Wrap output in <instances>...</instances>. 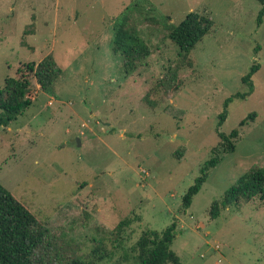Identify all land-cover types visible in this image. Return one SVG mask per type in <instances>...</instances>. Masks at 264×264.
<instances>
[{"label":"rangeland","instance_id":"1","mask_svg":"<svg viewBox=\"0 0 264 264\" xmlns=\"http://www.w3.org/2000/svg\"><path fill=\"white\" fill-rule=\"evenodd\" d=\"M134 0H0V87L25 63L51 54L62 72L51 95L32 78L31 104L0 126V182L46 228L40 264H112L147 229L174 220L182 264H264V204L233 201L210 219L214 199L252 165L264 166V15L256 0H138L147 16L177 24L193 9L213 26L173 70L178 47L165 28L131 15L149 54L126 73L111 51L114 18ZM165 16L167 18H165ZM253 89L241 77L252 63ZM252 117H247L248 114ZM245 121L239 123L245 118ZM237 128L187 208L182 197L215 152L218 132ZM79 140V143H78ZM216 150V149H215ZM217 151H219L217 149ZM132 222L119 232V221ZM130 261L127 264H131ZM39 264V263H38Z\"/></svg>","mask_w":264,"mask_h":264},{"label":"trees","instance_id":"2","mask_svg":"<svg viewBox=\"0 0 264 264\" xmlns=\"http://www.w3.org/2000/svg\"><path fill=\"white\" fill-rule=\"evenodd\" d=\"M256 1L261 6L256 18L257 22L260 23L261 17L264 15V0ZM133 13L162 25L165 28L164 36L178 47L180 58L173 70V76L179 69L189 64L191 50L213 26L209 12L204 9L190 10L179 23L172 24L164 22L163 17L147 16L148 13L138 0L129 2L122 12L114 18V34L111 46L113 54L123 57L122 68L126 73L132 72L136 62L149 54V46L138 35L136 27L129 25ZM165 18L167 17L165 16ZM258 67L259 64L253 62L249 72L241 77V81L247 89L236 92L226 99L224 109L219 116L218 125H221L226 118L228 101L233 98L243 99L251 93L253 89L251 76ZM61 72L62 70L53 56L48 54L37 63L30 62L20 65L16 70V75L6 77L3 86L0 87V126L8 125L31 104L32 78L36 80L41 91L53 95V84ZM252 116L251 113L247 117ZM237 135V128L227 134L218 132V147L212 148V151H216V153L201 165L200 174L183 194V208H187L191 204L193 196L205 182L208 170L218 163V153L220 151H234L233 139ZM255 197L264 204V166L252 165L224 191L220 198L214 199L208 209L209 218L215 219L222 209L235 200L248 203ZM131 222L132 220L128 217L121 219L117 225V230L120 232L123 227L128 226ZM175 230V220L161 231L144 230L132 246L135 251L134 256L123 254L112 264H127L130 261L131 264H182L178 255L171 249L172 241L176 235ZM45 232L46 228L39 222L37 214L0 182V264H40L37 253L44 240ZM109 255L104 247L97 246L92 250L90 259L71 257L64 264H95L96 261Z\"/></svg>","mask_w":264,"mask_h":264},{"label":"water","instance_id":"3","mask_svg":"<svg viewBox=\"0 0 264 264\" xmlns=\"http://www.w3.org/2000/svg\"><path fill=\"white\" fill-rule=\"evenodd\" d=\"M78 143H79V140H78Z\"/></svg>","mask_w":264,"mask_h":264}]
</instances>
